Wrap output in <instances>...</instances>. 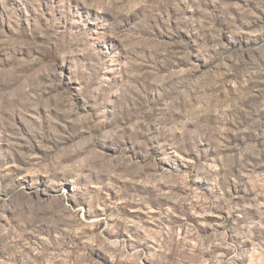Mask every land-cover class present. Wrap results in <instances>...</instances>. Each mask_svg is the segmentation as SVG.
Segmentation results:
<instances>
[{
  "label": "clouds",
  "instance_id": "clouds-1",
  "mask_svg": "<svg viewBox=\"0 0 264 264\" xmlns=\"http://www.w3.org/2000/svg\"><path fill=\"white\" fill-rule=\"evenodd\" d=\"M0 264H264V0H0Z\"/></svg>",
  "mask_w": 264,
  "mask_h": 264
},
{
  "label": "rangeland",
  "instance_id": "rangeland-1",
  "mask_svg": "<svg viewBox=\"0 0 264 264\" xmlns=\"http://www.w3.org/2000/svg\"><path fill=\"white\" fill-rule=\"evenodd\" d=\"M19 14V13H18ZM4 31H7V29H4Z\"/></svg>",
  "mask_w": 264,
  "mask_h": 264
}]
</instances>
